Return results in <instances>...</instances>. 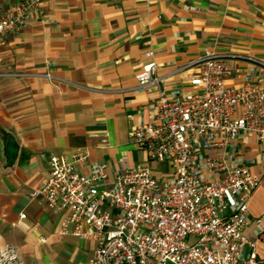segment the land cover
Returning <instances> with one entry per match:
<instances>
[{"label": "crops", "instance_id": "1", "mask_svg": "<svg viewBox=\"0 0 264 264\" xmlns=\"http://www.w3.org/2000/svg\"><path fill=\"white\" fill-rule=\"evenodd\" d=\"M29 23L0 49L2 62L17 71H50L82 89L0 80V248L15 247L18 264H86L94 244L58 237L66 212L53 213L29 196L48 176L49 158L82 153L77 171L89 175L104 165L106 182L138 164H149L159 182L172 180L168 163L150 162L129 141L137 122L155 121L156 93L137 88L136 75L154 62L168 93L186 92L196 69L174 71L214 54L229 63L228 87L257 81L259 69L246 58L264 62V0H44ZM8 136L17 146L12 163ZM227 151L261 178L248 204L249 236L256 221L264 227V146L244 135ZM162 164L167 175L155 169ZM256 252L264 258V238Z\"/></svg>", "mask_w": 264, "mask_h": 264}, {"label": "built area", "instance_id": "2", "mask_svg": "<svg viewBox=\"0 0 264 264\" xmlns=\"http://www.w3.org/2000/svg\"><path fill=\"white\" fill-rule=\"evenodd\" d=\"M43 2L0 5V49L29 26ZM246 59L259 77L237 87L225 84L229 63L214 54L174 71L196 69L186 92L168 93L166 76L158 75L154 62L136 75L137 88L156 93L155 121L137 122L129 141L146 151L150 162L168 163L172 180L159 182L149 164H138L106 182L104 165H95L89 175L77 171L82 153L69 160L49 158L48 176L29 196L53 213L66 212L58 237L94 244L86 264H264L256 252L264 227L256 221L252 235L243 233L261 178L227 151L244 135L264 146V62ZM6 79H43L82 89L50 71H17L0 59V80ZM18 263L15 247L0 248V264Z\"/></svg>", "mask_w": 264, "mask_h": 264}, {"label": "water", "instance_id": "3", "mask_svg": "<svg viewBox=\"0 0 264 264\" xmlns=\"http://www.w3.org/2000/svg\"><path fill=\"white\" fill-rule=\"evenodd\" d=\"M8 138V141H7V156H8V159H9V162H13L14 159H15V156H16V153H17V146H16V143L13 139V137H7Z\"/></svg>", "mask_w": 264, "mask_h": 264}, {"label": "rangeland", "instance_id": "4", "mask_svg": "<svg viewBox=\"0 0 264 264\" xmlns=\"http://www.w3.org/2000/svg\"><path fill=\"white\" fill-rule=\"evenodd\" d=\"M155 169L157 170V172L163 175H167L168 172L170 171L168 164L157 165ZM187 243L191 245L193 243V240L190 238L187 240Z\"/></svg>", "mask_w": 264, "mask_h": 264}]
</instances>
